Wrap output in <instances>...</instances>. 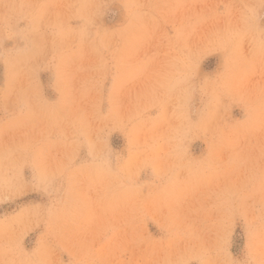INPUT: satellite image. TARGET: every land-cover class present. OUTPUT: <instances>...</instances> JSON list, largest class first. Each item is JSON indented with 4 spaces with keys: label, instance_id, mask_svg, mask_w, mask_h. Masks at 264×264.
I'll list each match as a JSON object with an SVG mask.
<instances>
[{
    "label": "rangeland",
    "instance_id": "1",
    "mask_svg": "<svg viewBox=\"0 0 264 264\" xmlns=\"http://www.w3.org/2000/svg\"><path fill=\"white\" fill-rule=\"evenodd\" d=\"M0 264H264V0H0Z\"/></svg>",
    "mask_w": 264,
    "mask_h": 264
}]
</instances>
